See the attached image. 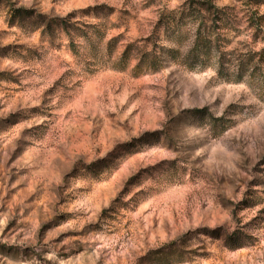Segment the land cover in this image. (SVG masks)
Here are the masks:
<instances>
[{
	"label": "rangeland",
	"instance_id": "obj_1",
	"mask_svg": "<svg viewBox=\"0 0 264 264\" xmlns=\"http://www.w3.org/2000/svg\"><path fill=\"white\" fill-rule=\"evenodd\" d=\"M0 264H264V0H0Z\"/></svg>",
	"mask_w": 264,
	"mask_h": 264
}]
</instances>
